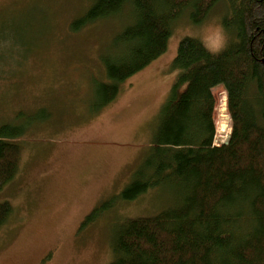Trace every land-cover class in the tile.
I'll return each instance as SVG.
<instances>
[{
    "label": "trees",
    "instance_id": "16d2710c",
    "mask_svg": "<svg viewBox=\"0 0 264 264\" xmlns=\"http://www.w3.org/2000/svg\"><path fill=\"white\" fill-rule=\"evenodd\" d=\"M85 1L71 33L127 19L100 57L106 81L92 82V114L116 99L121 82L166 52L184 16L196 27L221 8L226 39L214 52L197 38L178 43L170 67L176 79L156 117L149 152L125 190L81 226L118 201L152 191L164 205L117 225L108 264H264V0ZM220 87L231 125L222 144L215 137L213 93ZM23 131L0 126V192L18 170L14 141ZM11 215L10 203H0V227Z\"/></svg>",
    "mask_w": 264,
    "mask_h": 264
},
{
    "label": "rangeland",
    "instance_id": "374dc122",
    "mask_svg": "<svg viewBox=\"0 0 264 264\" xmlns=\"http://www.w3.org/2000/svg\"><path fill=\"white\" fill-rule=\"evenodd\" d=\"M86 4L0 0V126L24 129L14 141L18 170L0 192V203L12 208L0 227V264H108L117 225L148 217L163 198L149 191L118 201L82 227L84 218L125 190L149 152L156 117L176 79L170 67L178 43L197 38L213 52L225 43L221 8L196 27L184 16L166 52L121 82L116 99L92 114V82L106 81L100 57L127 19L71 33V20ZM213 93L215 137L222 144L231 129L226 94L221 87Z\"/></svg>",
    "mask_w": 264,
    "mask_h": 264
},
{
    "label": "water",
    "instance_id": "95a60500",
    "mask_svg": "<svg viewBox=\"0 0 264 264\" xmlns=\"http://www.w3.org/2000/svg\"><path fill=\"white\" fill-rule=\"evenodd\" d=\"M224 103H225V107H224V111L226 110V97L224 98Z\"/></svg>",
    "mask_w": 264,
    "mask_h": 264
}]
</instances>
